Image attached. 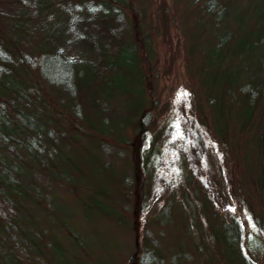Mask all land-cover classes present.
Returning <instances> with one entry per match:
<instances>
[{"label":"trees","instance_id":"16d2710c","mask_svg":"<svg viewBox=\"0 0 264 264\" xmlns=\"http://www.w3.org/2000/svg\"><path fill=\"white\" fill-rule=\"evenodd\" d=\"M42 1L0 0V264L66 263L64 235L76 239L80 228L67 204L71 199L82 200L87 192L98 207L105 204L101 193H93L77 181L79 162L72 157L74 153L76 157L78 150L90 145L131 144L130 185L124 190L129 202L131 197L126 194L132 183L135 192L143 179H151L155 164L172 141H165L162 131L176 133L188 128V123L199 139L214 149L215 177L225 176L232 163H237L233 167H238L240 176L230 190L228 200L232 202L226 203L233 208L229 212L217 210V196L209 199L205 189L197 186L194 197L202 191L204 198L200 204L196 199L191 203L200 226H213L215 231L205 236L206 248L196 245L187 260L183 255L178 262L177 253L170 264H264V177L256 176L250 159V150L260 147L264 139V17H249L245 29L237 17H226L225 9L219 11L215 22L207 26L211 36L204 38L209 37L207 43L217 31V45L211 54L200 51L199 46L204 42V22L216 13V0H196L202 2L209 17H185L191 7L187 4L184 17H159L155 25L140 10L139 0ZM53 7L62 12V19L74 31L72 40L61 47L55 42L36 43V30L43 22L54 20ZM166 18L177 20L187 32L192 78L208 65L222 70L229 66L232 73L217 78L219 96L204 91L196 78V110L192 106L185 118L180 116L174 123L168 116L160 121L162 97L154 81L157 57L153 42L156 36H165L171 23ZM189 23L193 26L188 27ZM65 47L77 48L82 57L66 56ZM124 67L134 72L131 84L113 80L111 85L113 74ZM226 107L233 118L224 113ZM123 109L132 120H125L126 126L120 127ZM211 109L217 112L212 126L208 118ZM158 139L161 146L155 147ZM145 146L151 149L145 152ZM186 175L189 186L192 177L188 169L184 168L179 178ZM140 191L141 199L144 191ZM191 192L185 186L181 197L174 192L169 204L185 205ZM220 195L225 198L223 188ZM136 206L139 209L138 203ZM136 218L133 216L130 227ZM182 218L188 223L190 217L183 213ZM148 223L143 237L134 227L137 237L127 264H155L149 258L154 252L151 237L157 224L153 220ZM174 223L178 233L184 230L183 221ZM116 257L115 264H125L122 254L118 252Z\"/></svg>","mask_w":264,"mask_h":264},{"label":"rangeland","instance_id":"374dc122","mask_svg":"<svg viewBox=\"0 0 264 264\" xmlns=\"http://www.w3.org/2000/svg\"><path fill=\"white\" fill-rule=\"evenodd\" d=\"M46 1L43 0L42 3ZM209 1L206 0L207 3ZM223 1L216 0L215 15L209 18L210 22H204L205 29L201 35L203 39L201 41L204 42L199 46L201 47L199 50L202 52L209 51L213 54V48L217 45L218 39L215 35L217 31L213 32L212 38L213 36L214 38L208 40L207 43L206 40L209 37L204 38L206 35L211 36L207 31V26H211L215 22L214 19H216V14L219 11L225 9L228 15L226 17H237L239 26H244L245 29V21L249 17H264V0H228L225 3V7L222 6ZM187 4H191V7L185 12ZM201 4L202 2L198 3L196 0L138 1L140 10L143 14L148 15L154 25L159 23V17H184V14L185 17H209ZM52 10L55 14V17L52 16L54 20H50L46 24L43 22L40 25L41 28L36 30L38 36L36 43L49 45L55 42L61 47L62 44L72 40L74 31L69 27L71 24L62 19L61 11L59 13L55 7ZM23 13L25 14L26 12L24 11ZM44 15L45 13L41 17ZM166 20L171 23L164 33L165 36L161 35L159 38L156 36L153 42L157 57L154 81L159 96L162 97L158 108V110L162 111L160 113V121H163L168 116L174 123L180 116L185 118V114L192 106L193 110H196V102L199 100L195 91L196 78L201 81L204 91L212 90V94L219 96V90L215 88L217 78H220L222 74H228L231 69L229 66L226 70H222L217 65H208L202 68V72L197 73L198 76L196 78H192L187 63L189 47L187 32L185 33L182 30L177 20L176 23L169 18H166ZM192 22L195 24L194 21ZM188 25V27L193 26L190 23ZM63 51L66 56L75 60L82 57L80 51L75 47H65ZM125 68L116 70L111 79V85L113 80L118 83L131 84L129 78L135 77L134 72L133 70L128 72ZM231 74L229 73V76ZM200 98L204 100L205 96L201 93ZM129 101L135 102L136 100L131 99ZM220 101H222V98H220ZM219 105L221 104L217 105V110H219ZM132 106L134 105L130 107ZM216 113V109H211L208 115L211 126L214 118L217 117ZM224 113L233 118V112L229 107L224 109ZM122 119L123 122H118L120 127L126 126L125 120H132L131 115L125 109L122 110ZM175 132L171 134L170 129L162 131L165 134V141H170V139L172 141L164 149V155L155 164L156 167H154L155 170L153 169L151 179L150 177L143 179L142 184H139L135 192L134 184L132 183V190L127 191L126 194L127 197H131L130 203L127 202L124 196V190L125 187L130 185V179H127V174L130 168L129 163L133 160L131 144L121 146L112 141L113 145H107L108 148H96L90 145L92 147L78 150L76 157L75 153L72 155L79 162L77 172L80 174L77 181L85 188L91 189L93 193H101L105 204L102 208L98 207L90 198L88 192L82 200L71 199L70 203L67 204L68 213H73V216L75 215L74 217L78 218L75 219V225L78 226L77 223H79L80 228L78 227L76 232V239L68 238L69 234L64 235L66 240L63 242L65 244V264H115L117 262L115 259L117 258L116 253L118 255V252L123 255L124 263L127 264L130 250L133 248V241L137 237L134 227L140 230V236L143 237V227L149 224V220H153L157 224L151 237L154 252L149 258L154 260L155 264H170L177 253L180 254L175 258L176 262L183 255H185L184 260H187V255L193 253V248L196 245L201 248L207 247L204 238L210 232L213 233L215 228L213 226L208 229L202 227L199 215L191 202L196 199L200 200V204L204 198V193L202 191L198 192V198H195L193 194L197 191V186L200 184L209 195V199L211 197L214 200L213 197L217 196L219 200L217 210L226 209L228 212L232 210V206L226 203L232 202L228 200L231 195L230 190L234 187L235 178L240 176V174L238 176L237 172L238 167H233L237 163H232L228 169L226 168L227 174L225 173V176L221 175L216 178L213 170L214 166L211 162L214 158V149H209L205 140L199 139L197 130L190 127L189 123L188 128H180L179 131ZM196 140L200 143H196ZM219 144L221 145L222 143L219 142ZM158 146H161L159 139L156 141L155 147ZM118 148L122 152L116 151ZM149 149L151 147L145 146V152ZM182 159H185L186 163ZM250 159L254 160L256 176L262 174L260 177H264V139L260 147L250 150ZM240 165L241 169L242 162ZM184 168L191 173L192 179H190L191 185L189 186L187 185V175L179 178ZM231 173L234 174L233 177ZM215 179H221L222 181L218 183ZM185 186L192 191L186 197V204L180 207L169 204L171 198H173V193L175 192L177 197H181V192ZM221 188L226 192L225 198L221 195L218 196ZM140 189L144 191V196L141 199ZM234 189H237V187L235 186ZM137 203L139 209H137ZM128 205L131 208L128 209ZM183 213H186L187 218L190 217L188 223L185 221L186 218H182ZM136 215H138L137 218ZM133 216L136 219L132 223V227H130ZM179 221L184 222V230L180 233L177 232V227L174 223ZM195 221L198 222V226L195 225ZM139 244L140 246L143 245L142 238L139 239ZM187 264H191V261H188Z\"/></svg>","mask_w":264,"mask_h":264}]
</instances>
